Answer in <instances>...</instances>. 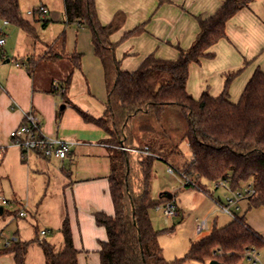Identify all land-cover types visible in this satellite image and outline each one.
Here are the masks:
<instances>
[{
    "label": "trees",
    "instance_id": "1",
    "mask_svg": "<svg viewBox=\"0 0 264 264\" xmlns=\"http://www.w3.org/2000/svg\"><path fill=\"white\" fill-rule=\"evenodd\" d=\"M252 1L225 0L213 16L199 18L196 40L190 48L180 49L176 60L151 54L129 72L121 68L111 41L125 20L124 14L117 13L110 24L103 25L96 0H64L66 24L92 32L95 54L103 65L108 100L100 118L72 104L68 97L73 73L81 69V53L48 46L49 52L30 59L31 75L41 63L69 61L72 69L52 83L50 93L62 97L64 105L71 104L86 122L99 126L108 136L102 142L109 146L110 193L115 213L94 214L96 224L107 232V240L100 243L101 264H205L208 260L238 264L236 260L245 252L264 248V237L237 212L229 224L216 226L193 242L185 257L168 261L159 243L160 231L154 228L150 216L159 203L171 202L165 193L157 201L151 196L155 160L178 171L185 188L210 195L207 182L226 181L231 191L250 185L256 194L248 200L249 208L264 206V72H254L236 103L228 92L236 73L227 75L225 88L218 96L204 91L196 99L187 88L191 64L215 56L213 47L227 36V23ZM48 16L40 19L44 28L55 21ZM0 19L38 39L34 25L21 15L19 0H0ZM142 31L139 27L129 35ZM60 40L65 43V34ZM184 141L190 147V160L181 150ZM130 149L137 150L135 159ZM61 233L63 247L59 250L47 241L39 242L46 264H78L79 251L68 218ZM34 242L12 241L0 250V255L14 254L15 264H25Z\"/></svg>",
    "mask_w": 264,
    "mask_h": 264
},
{
    "label": "crops",
    "instance_id": "2",
    "mask_svg": "<svg viewBox=\"0 0 264 264\" xmlns=\"http://www.w3.org/2000/svg\"><path fill=\"white\" fill-rule=\"evenodd\" d=\"M224 1L96 0V6L103 25L110 24L117 13L124 14L125 20L112 34L111 41L116 46L115 56L121 68L133 72L151 54L176 60L180 49L190 48L196 40L200 32L199 18L213 16ZM60 2L59 7L52 0H46L39 6L46 7L51 18L59 10H64L65 14L64 0ZM30 22L36 31L42 26L40 19L34 18ZM64 24V30L54 44L42 43L43 48L54 46L67 53L82 54L81 69L73 73L68 97L72 104L77 103L83 111L100 118L108 98L104 69L95 54L92 32L81 27L75 35L66 22ZM139 27L143 28L141 33L129 35ZM63 34L64 44L60 40ZM226 35L213 47V58L190 66L187 88L196 99L204 91L213 96L220 95L227 75L236 73L228 85L230 99L236 103L254 72L257 69L264 72V0H254L249 7L238 11L227 23ZM6 44L5 40L0 45V52ZM26 51L13 59L9 58L6 50L0 53V250L12 241L34 240L36 242L29 247L25 264H46L39 242L44 240L57 250L61 249V228L68 218L74 245L79 251L78 264H101L100 243L107 240V232L96 224L94 214L115 213L110 193L109 146L102 142L108 136L102 128L86 122L80 115L76 119H61L63 112H58V107L63 99L50 93L52 83L61 78L55 72L47 77H37L40 66L51 63H41L31 75L28 71L30 59L42 51L39 54H30L29 48ZM71 69L67 68L64 76ZM204 72H207V77L201 75ZM95 85L96 89L105 86L106 98H102L105 104L99 108L92 94H96ZM89 102L96 105L91 106ZM70 106L63 103L60 110ZM30 111L37 113L41 131L47 137L74 141L75 136L86 133L93 142L75 140L78 143H72L71 152L64 160L47 159L32 152L23 158L10 133L23 124L25 114ZM3 199L8 203L3 205ZM220 203H223L221 199ZM23 211L27 215L21 217L19 214ZM216 226L215 222L213 228ZM10 227L11 232L6 236L4 232ZM44 230L47 233L41 235ZM0 264H15L14 254L0 255Z\"/></svg>",
    "mask_w": 264,
    "mask_h": 264
},
{
    "label": "rangeland",
    "instance_id": "3",
    "mask_svg": "<svg viewBox=\"0 0 264 264\" xmlns=\"http://www.w3.org/2000/svg\"><path fill=\"white\" fill-rule=\"evenodd\" d=\"M45 1L46 0H19L20 12L23 18L30 21H34V18L40 19L39 15H32L31 12L34 7L39 6ZM52 1L54 4L56 3L58 7L61 6L60 0ZM49 17L50 15L48 16V18ZM49 19L55 21H51L49 26H47L46 28H44L43 26L38 27L36 31L38 39L36 40L30 38L17 25L6 23L4 20L0 19V30L3 29V31L0 33V37L4 38L7 41V44L2 51L4 52V50H6L10 59L17 58L18 55H24L25 52H27V48L30 49V54H39L41 51V54L46 53L48 51V48H43L44 44L42 43L47 42L50 45H53L60 32L64 30V10L56 11V13L52 14V17ZM66 26L70 31H73L75 35L76 31L78 32L82 29L77 25ZM87 30L90 32L89 29ZM156 54L159 56L158 53ZM45 65L40 66L39 70H37V77H47L50 75L49 73L53 74L55 72L56 76L62 79L64 78V73L67 68L71 67V63L67 60H62L57 64L52 63ZM201 75L207 77V72H204ZM205 82H207V78L205 79ZM95 90L96 94L93 92L92 94H94L93 96L97 102V105L90 102L89 103L91 104V106L96 105V107L99 108L101 104H105L103 100L104 98H106L105 86H102L100 88L98 87V89H96L95 85ZM83 100L84 99H81L80 101L83 102ZM62 104L63 103L61 102L58 107V112H60V107ZM77 105L78 104L76 103V106ZM79 115L80 114L78 113V111L74 107L70 106L63 111L61 119H76V117ZM91 139V136H88L86 133H81L78 134V136H75V140H79L80 142H93L91 141ZM100 139L101 138L96 140L99 141ZM75 140L68 142L77 144L78 142H76ZM130 150H132L131 153L134 155L133 158L135 159L138 155L137 150ZM181 150L185 158L187 160H190L192 154L187 141H184L181 144ZM207 185L210 191V195L204 192L197 191L195 189L185 188V180L180 175V173H178V171L171 173L169 171V166L161 160H155L153 162V178L151 181L152 198L157 201L160 199V196L162 194H171V202L176 205L179 211V214L172 217H167L165 215L164 203H159L151 210L150 213L154 228L157 231H160L159 243L163 248V256L168 261H174L178 258L185 257L191 247V244L207 236L212 231L215 222L218 227H224L233 220V217L231 215L220 212L218 204L219 199H221L225 203L227 201V197L231 196L232 193L223 186L216 188V184L213 182H207ZM240 206L241 210L238 212V214L240 216H245L248 224L264 237V206L250 209L247 200H243L240 203ZM3 208H5L6 210L9 209V207ZM204 222L205 228L199 232L197 230L198 226L203 224ZM9 232H11V227L6 229L4 234L8 236ZM247 253L248 251L236 260L238 264H254L248 259L244 260ZM209 261L210 260H208L205 264H209ZM186 264L204 263L191 261L187 262ZM256 264H264V248H262L258 252Z\"/></svg>",
    "mask_w": 264,
    "mask_h": 264
},
{
    "label": "built area",
    "instance_id": "4",
    "mask_svg": "<svg viewBox=\"0 0 264 264\" xmlns=\"http://www.w3.org/2000/svg\"><path fill=\"white\" fill-rule=\"evenodd\" d=\"M33 15H39L40 19L46 18L49 15V10L44 6H39L35 10L31 12ZM7 23V22H6ZM5 43L4 39H0V45ZM10 137L13 140V144L18 146L22 151V156L25 157L29 152L36 153L44 158L51 159L56 158L60 160H64L68 157L71 152L73 144L61 140L58 138H50L45 136L41 131V123L37 113L30 111L25 114L24 122L18 128L14 129L10 133ZM2 155V151H0V156ZM171 173L173 169L169 168ZM223 186L227 188L232 195L227 197V201L219 204L220 212L229 214L232 217L235 213L240 211V203L243 200H249L256 194L254 187L245 186L242 189L231 191L228 183L226 181H222L216 184V188ZM3 205L7 204V200L3 199L1 201ZM165 206V215L167 217H172L177 215L178 209L173 202L164 203ZM21 217L26 216V212H20ZM205 228V222L198 226V231H202ZM47 233L46 230L41 231V235H45ZM259 251L252 250L248 251L245 256V259L257 263V254Z\"/></svg>",
    "mask_w": 264,
    "mask_h": 264
},
{
    "label": "water",
    "instance_id": "5",
    "mask_svg": "<svg viewBox=\"0 0 264 264\" xmlns=\"http://www.w3.org/2000/svg\"><path fill=\"white\" fill-rule=\"evenodd\" d=\"M62 108H64L63 106H62ZM165 197L167 198V199H172V195L171 194H168V193H165ZM209 264H221L220 262H218L217 260H212V261H210V263Z\"/></svg>",
    "mask_w": 264,
    "mask_h": 264
}]
</instances>
